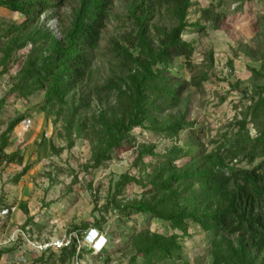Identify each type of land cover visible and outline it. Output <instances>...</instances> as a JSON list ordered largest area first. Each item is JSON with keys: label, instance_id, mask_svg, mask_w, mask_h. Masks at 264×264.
Wrapping results in <instances>:
<instances>
[{"label": "rangeland", "instance_id": "obj_1", "mask_svg": "<svg viewBox=\"0 0 264 264\" xmlns=\"http://www.w3.org/2000/svg\"><path fill=\"white\" fill-rule=\"evenodd\" d=\"M190 1L187 14L189 25L182 39L194 47L191 64L195 68L188 69L184 59L179 57L173 60L168 71L182 82H189L192 74L201 69L208 72L209 79L202 82L200 90L186 84L184 91L190 100L189 115L195 122L193 126L201 134L197 141L201 148L208 150L221 142L225 135L236 131L237 121L242 119L246 106L251 103L254 87L264 86V78H258L251 71L260 70L259 67L264 65V27L261 24L264 22V0ZM51 2L53 6L40 15V21L45 22L60 38L59 30L69 25L78 0ZM149 2L111 0L98 46L90 53L89 71L75 89V103H82L78 112L85 123H89L88 119L100 110L113 105V92L106 93L100 87L124 71L122 48L127 47L136 54L137 26L130 8L142 3L137 8V14H140ZM203 9H209L213 14L204 15ZM146 17L152 38L153 27L167 29L175 24L160 7L151 12L149 10ZM23 19L18 12L0 7V60L1 48L13 45L12 49H8L13 57L8 71L1 73L0 64V99L6 97L0 109V134L15 117L25 116V120L11 132L6 148L7 152L19 151L23 162L21 165L10 163L0 167V239L24 225L32 240L50 241L69 233L74 225L89 223L85 230H80L77 241L83 250L84 263L127 264L131 255L126 242L128 231L146 228L165 235L173 231L166 221L147 214L131 213L129 217L119 219L111 204L115 183L124 173L136 178L150 173L152 166L176 142L187 143L194 149L198 145L190 138L188 130L178 135L176 140H169L153 133L145 123L147 126L130 131L128 140L112 153L110 159L93 168L90 137L83 130L78 133L76 122L68 127L65 122L69 110L66 104L45 105L44 90H38L27 98L18 97L15 93L6 96L16 81L23 59L31 50V45H24L18 32H8L7 29ZM196 22L201 29L192 26ZM210 54L212 61L208 67ZM247 128L253 136L252 124L248 123ZM147 146H152L155 154H143L138 158V152ZM25 164L29 165L28 170L16 177ZM238 165L246 166V163L241 161ZM142 191L140 185L130 183L116 199L123 204L140 197ZM29 216L32 221L26 224ZM94 219L103 220L101 229L92 225ZM91 228L98 232L92 236L94 243L89 245L85 235ZM176 232L189 264H211L208 248L210 234L192 223L188 224L186 234ZM5 249L0 253V264H70V261H59L58 251L39 253L26 243L6 244ZM142 262V259H137L132 264Z\"/></svg>", "mask_w": 264, "mask_h": 264}, {"label": "trees", "instance_id": "obj_2", "mask_svg": "<svg viewBox=\"0 0 264 264\" xmlns=\"http://www.w3.org/2000/svg\"><path fill=\"white\" fill-rule=\"evenodd\" d=\"M142 3L130 8L137 26L136 54L127 47L122 48L124 71L100 87L106 93L113 92L114 103L85 123L78 112L82 103H75V89L89 71L90 53L98 46L111 0H78L69 25L59 30L60 38L40 21V15L53 6L51 0H0V7L18 12L24 18L19 24L9 26L8 32H18L24 45H31L6 96L15 93L27 98L44 90L45 105L66 104L68 127L76 122L78 133L83 130L90 137L93 168L110 159L135 127L148 125L153 133L169 140H176L185 130L191 133L189 136L198 145L197 149L176 142L152 166L150 173L140 178L124 173L114 185L111 204L119 219L131 213L147 214L166 221L173 231L169 235L146 228L128 231L126 242L131 255L127 264L136 263L137 259H142V264H189L176 232L186 234L189 223L211 235L208 245L211 264H264V86L254 87L251 103L237 121L236 131L225 135L208 150L201 148L197 141L201 134L193 126L190 100L184 91L186 84L200 90L202 82L209 79L208 72L201 69L192 74L189 82H182L168 71L173 60L179 57L188 69L195 68L191 64L194 47L182 39L189 25L187 14L191 1L150 0L137 14ZM159 7L164 8L175 24L167 29L153 27L152 38L145 22L146 14ZM209 12L213 14L203 9L204 15ZM261 24L264 27V22ZM192 26L202 28L197 22ZM12 46L1 48V73L8 71L13 59L8 50ZM208 60L209 67L211 54ZM259 69L251 71L258 78H264V65ZM5 98L0 99V109ZM23 120V115L15 117L0 134V167L23 162L19 151H6L11 132ZM248 123L255 131L253 136ZM138 154L141 158L143 154L155 153L152 146H147ZM241 161L246 166H239ZM28 168L29 165H23L16 177ZM130 183L140 185L143 191L140 197L122 204L116 197ZM31 221L29 216L25 223ZM102 221L94 219L92 225L101 229ZM88 225H74L69 232L76 231L79 236ZM2 250L6 249L0 253ZM76 251L77 240L72 238L69 246L58 251L59 261L71 263ZM77 255L82 257L81 248Z\"/></svg>", "mask_w": 264, "mask_h": 264}, {"label": "built area", "instance_id": "obj_3", "mask_svg": "<svg viewBox=\"0 0 264 264\" xmlns=\"http://www.w3.org/2000/svg\"><path fill=\"white\" fill-rule=\"evenodd\" d=\"M27 228L24 227H16L8 236H6L4 239H0V250L6 247L7 245L22 243L27 244L32 250H37L39 253H45L47 250H55L59 251L64 247L69 246L71 243L72 238H75L79 242V238L76 234L69 232V233H63L60 236L51 239L50 241H36L32 240L30 236L27 234ZM98 231L95 228H91L86 232L85 235V241L90 245L93 244L94 241L92 240V236L96 234ZM84 243V242H83ZM85 244V243H84ZM102 246H100L101 248ZM81 248L80 245H77V251L74 256V258L71 260L70 264H85L82 260V257L78 256L79 249ZM100 250V249H99ZM19 261V259H18ZM21 261H24V259H21Z\"/></svg>", "mask_w": 264, "mask_h": 264}, {"label": "clouds", "instance_id": "obj_4", "mask_svg": "<svg viewBox=\"0 0 264 264\" xmlns=\"http://www.w3.org/2000/svg\"><path fill=\"white\" fill-rule=\"evenodd\" d=\"M94 241V240H93ZM100 249V248H99Z\"/></svg>", "mask_w": 264, "mask_h": 264}]
</instances>
